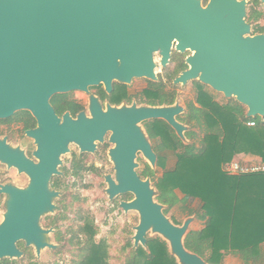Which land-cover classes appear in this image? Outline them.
<instances>
[{
	"label": "water",
	"instance_id": "1",
	"mask_svg": "<svg viewBox=\"0 0 264 264\" xmlns=\"http://www.w3.org/2000/svg\"><path fill=\"white\" fill-rule=\"evenodd\" d=\"M264 2V0H262ZM245 0H0V119L28 111L37 126L26 130L38 145V156L47 161L43 168L26 163L33 182H47L60 163L67 144L94 150V139L103 140L111 130L109 150L114 173L106 174L109 199L131 194L121 200L124 212L135 211L133 246L146 248L147 234L163 239L178 264H212L188 250L184 239L196 215L174 223L156 199L149 177L136 169L137 152L154 168L156 153L138 125L149 119L164 120L186 143L185 125L176 119L183 108L175 103L160 106L107 105L103 110L91 98V117L84 112L61 120L50 103L56 93L79 90L102 83L108 90L112 81L130 83L133 78L156 79L154 54L165 66L171 46L189 49V68L174 83L197 79L234 97L246 107L245 116L264 117V35L244 36ZM94 105L96 107H94ZM9 147L0 161L11 165ZM6 202L0 223V257L19 255L15 241L37 238L26 235L39 230L40 215L52 212L54 192Z\"/></svg>",
	"mask_w": 264,
	"mask_h": 264
},
{
	"label": "flooded vegetation",
	"instance_id": "2",
	"mask_svg": "<svg viewBox=\"0 0 264 264\" xmlns=\"http://www.w3.org/2000/svg\"><path fill=\"white\" fill-rule=\"evenodd\" d=\"M207 1H202V3L205 5ZM244 21L247 24V31L244 36L264 35V2L262 0H245ZM190 54L189 49L177 50L176 41H174L165 66L161 65V55L159 53L154 54L156 79L133 78L130 83L114 80L110 90L100 83L90 86L88 92L74 90L56 93L50 98V103L61 120L65 113H68L72 119H76L81 112L91 117L89 108L91 98H93L94 104L99 105L103 110L106 109L107 105L131 106L135 104L138 107L178 103L183 109L175 117L187 127L184 135L186 143L189 144L198 140L195 135L204 131L206 128L205 117L214 108L228 104L235 107H245L234 97L226 98L222 92L214 90L210 85L201 83L197 79L188 80L185 84L174 83V79L189 68L186 59ZM95 105L94 107H96ZM20 112L25 114L23 116L14 114L9 118L0 119V155H2L3 148L9 147L11 159L9 166L0 161V210L3 212L0 223L3 220L8 200L25 202L27 199L32 200L34 197L45 194V186L42 182H33V175L26 170L28 166L25 163H31L39 166V168H43V164H47V161H43L38 156V145L35 139L26 134V130L37 126V122L28 111ZM161 121L162 124L167 125L165 130L168 133H173L182 141L162 119L144 120L138 125L146 133L157 158L176 157L179 149L166 147L160 149L162 141L158 133ZM110 135L111 130H107L102 141L94 139L95 149L92 151L81 150L80 146L73 141L67 144L68 150L60 153V163L56 164L55 167L58 172L51 174L46 187L48 192H54L51 195V202L55 208L52 212L40 215L39 230L26 232V235L31 236V238L35 236L36 241L42 244L39 247L40 255L36 254L38 248L33 240L27 242L20 238L15 241L19 255L0 257V264H67L62 261L67 248H73L77 251L72 264H81L96 246L105 250V260L108 264L107 241L105 238L96 241L98 236L97 225L91 212L84 205L89 203L88 200L91 196L95 198L93 191L100 175L102 182L106 183L104 177L106 174L102 173L103 167L109 165L114 172L113 163L109 157V150L114 147V143L110 142ZM136 155L137 161L143 157L140 151ZM138 164L136 171L143 178L139 172L140 163L138 162ZM156 166L155 168H158ZM124 195L126 194H120L113 199L108 197L109 204L112 205L117 197ZM128 199L125 197L118 199L117 206L123 210L119 203L121 200ZM74 206L77 208L73 209ZM132 247L134 248L133 245Z\"/></svg>",
	"mask_w": 264,
	"mask_h": 264
},
{
	"label": "trees",
	"instance_id": "3",
	"mask_svg": "<svg viewBox=\"0 0 264 264\" xmlns=\"http://www.w3.org/2000/svg\"><path fill=\"white\" fill-rule=\"evenodd\" d=\"M249 121L254 125H247ZM165 127L161 121L160 149L179 152L174 166L156 182V198L167 208L180 205L188 216L196 215L202 222L200 228L188 231L185 247L212 264H220L224 255L237 252L257 257L264 243V172L229 175L222 165L239 154L257 156L264 162V117L248 118L242 106L232 104L214 108L205 117L202 137L197 133L198 140L194 138L189 144ZM146 169L141 175L151 177L152 169L148 165ZM192 200H197V208L190 205ZM105 258V250L96 246L81 264H107ZM125 264L178 263L167 243L154 236L147 238L146 248H132Z\"/></svg>",
	"mask_w": 264,
	"mask_h": 264
},
{
	"label": "rangeland",
	"instance_id": "4",
	"mask_svg": "<svg viewBox=\"0 0 264 264\" xmlns=\"http://www.w3.org/2000/svg\"><path fill=\"white\" fill-rule=\"evenodd\" d=\"M202 1L205 2L206 0H202ZM242 108L246 113V107L242 106ZM24 114L25 113L22 112L16 115L23 116ZM198 134H199L198 137L201 138L203 132H199ZM236 159L241 160V158H236ZM138 162L140 163L139 172L142 174L144 173V171L147 170L146 169L147 161L143 157H140L138 159ZM174 163H175L174 157L167 158L166 161L164 160L163 157L162 158L158 157L156 164L159 168H155V167L151 168L153 174L151 177L150 176L147 177L151 179L152 185L156 190V197L158 195V188L156 186V182H158V179L163 175L166 169H170L174 166ZM102 173L113 174L114 172L113 170L110 169L109 165H105L103 167ZM143 178H145V176ZM102 181L103 180L101 179V175H100L97 178V186L93 191L95 198L91 196L88 200L89 203L87 205H84V207L91 212L92 216L95 219V224L97 225V229H98V236L96 237V241H99L100 238H105L107 241L106 244H107L108 264H125V261L129 257L130 251L133 248L132 247L133 240L131 237L134 234L133 226H135L138 222V214L135 211H128L125 213L117 206L118 199H122V198L124 199V197L129 199L132 198V195L129 193H127L124 196L117 197L116 200L112 203V205H110L108 202V196L105 192L107 184L103 183ZM176 193L179 195V197H182L177 190ZM190 203H191L190 205L193 208H197L198 206L197 200H192V202ZM72 208L73 209L77 208V206H74ZM165 209H167L165 214L176 224H181L183 220L188 216L180 205H174L170 208H167V206L164 205V210ZM1 213L3 212L0 210V219L2 218ZM201 226H202V222L196 219L191 224L190 229H198ZM154 236L157 235L154 234L152 235L150 233L147 234V238ZM76 252H77L76 249L67 248L62 258V261H64L67 264H72V261L76 258ZM203 259L211 263L210 262L211 260L208 261L206 260V258ZM230 259L233 261L234 257H231Z\"/></svg>",
	"mask_w": 264,
	"mask_h": 264
},
{
	"label": "built area",
	"instance_id": "5",
	"mask_svg": "<svg viewBox=\"0 0 264 264\" xmlns=\"http://www.w3.org/2000/svg\"><path fill=\"white\" fill-rule=\"evenodd\" d=\"M247 125H254L253 121L247 122ZM222 169L229 175H240L246 173L264 172V162L257 160H231L222 165Z\"/></svg>",
	"mask_w": 264,
	"mask_h": 264
},
{
	"label": "crops",
	"instance_id": "6",
	"mask_svg": "<svg viewBox=\"0 0 264 264\" xmlns=\"http://www.w3.org/2000/svg\"><path fill=\"white\" fill-rule=\"evenodd\" d=\"M236 158H241L240 161H246V160H257L261 161L259 157L252 156V155H246V154H239L236 156ZM243 159V160H242ZM238 160V159H234ZM234 257V260L232 261L230 258ZM264 264V243H262L259 246V255L252 256L247 255L245 257L244 254L237 252V254H226L224 255L222 262L220 264Z\"/></svg>",
	"mask_w": 264,
	"mask_h": 264
}]
</instances>
